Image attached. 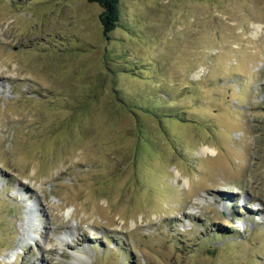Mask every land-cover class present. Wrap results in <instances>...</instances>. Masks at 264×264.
I'll return each mask as SVG.
<instances>
[{"label": "rangeland", "instance_id": "rangeland-1", "mask_svg": "<svg viewBox=\"0 0 264 264\" xmlns=\"http://www.w3.org/2000/svg\"><path fill=\"white\" fill-rule=\"evenodd\" d=\"M119 8L0 0V264H264V0Z\"/></svg>", "mask_w": 264, "mask_h": 264}, {"label": "trees", "instance_id": "trees-1", "mask_svg": "<svg viewBox=\"0 0 264 264\" xmlns=\"http://www.w3.org/2000/svg\"><path fill=\"white\" fill-rule=\"evenodd\" d=\"M102 10L101 23L106 34L114 32L121 23L120 0H87Z\"/></svg>", "mask_w": 264, "mask_h": 264}, {"label": "bare ground", "instance_id": "bare-ground-1", "mask_svg": "<svg viewBox=\"0 0 264 264\" xmlns=\"http://www.w3.org/2000/svg\"><path fill=\"white\" fill-rule=\"evenodd\" d=\"M61 244V243H60Z\"/></svg>", "mask_w": 264, "mask_h": 264}]
</instances>
